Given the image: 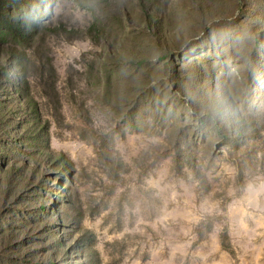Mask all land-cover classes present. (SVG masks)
I'll use <instances>...</instances> for the list:
<instances>
[{
    "label": "rangeland",
    "instance_id": "obj_1",
    "mask_svg": "<svg viewBox=\"0 0 264 264\" xmlns=\"http://www.w3.org/2000/svg\"><path fill=\"white\" fill-rule=\"evenodd\" d=\"M0 264H264V0H0Z\"/></svg>",
    "mask_w": 264,
    "mask_h": 264
},
{
    "label": "trees",
    "instance_id": "obj_2",
    "mask_svg": "<svg viewBox=\"0 0 264 264\" xmlns=\"http://www.w3.org/2000/svg\"><path fill=\"white\" fill-rule=\"evenodd\" d=\"M218 128H220V127H218ZM221 130V129H220ZM222 131V130H221Z\"/></svg>",
    "mask_w": 264,
    "mask_h": 264
}]
</instances>
